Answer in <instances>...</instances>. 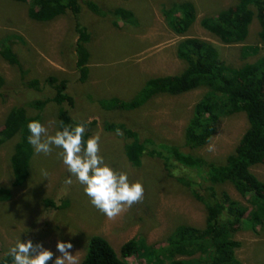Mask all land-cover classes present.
Masks as SVG:
<instances>
[{
	"label": "rangeland",
	"instance_id": "1",
	"mask_svg": "<svg viewBox=\"0 0 264 264\" xmlns=\"http://www.w3.org/2000/svg\"><path fill=\"white\" fill-rule=\"evenodd\" d=\"M92 2L103 12L121 8L133 14L123 23L118 18L96 16L84 5ZM190 2L196 10V22L184 36L168 28L162 14L174 4ZM237 0H79L78 22L88 30L90 41L85 83H79L75 46L78 36L75 21L67 15L40 24L28 19V6L0 0V45L11 46L21 70L0 58V129L8 112L25 106L28 116L35 112L27 105L44 101L54 92L45 85L49 77L65 81L66 93L73 100L69 111L76 130L88 134L89 155H82L58 133L60 107L49 103L41 112V121L31 135L33 157L30 175L18 189L11 188L9 159L15 140L0 147V189H10L11 199L0 203V259L14 253L18 264H79L86 254L88 241L105 239L118 258L120 249L134 240L139 248L126 264H150L151 255L144 248H164L178 226L203 228L206 212L176 178L192 181L196 193L206 198L202 179L193 171L172 163L170 177L162 161L143 158L140 168H131L123 154L125 139L103 131L104 123L122 125L138 134L141 142L150 139L158 145H173L183 153L206 163L222 165L238 145L247 129L243 115L222 119L216 132L201 149L184 147V130L194 105L205 90L178 97L159 95L134 111L105 112L99 101L117 99L130 102L144 85L161 77H172L184 70L176 58L177 44L196 38L214 46L220 61L239 68L264 56L259 45V26L254 18L246 41L239 46H225L199 27V22L232 8ZM113 24L117 26L114 28ZM258 46L260 53L243 60L240 49ZM39 83V90L27 87ZM95 125H91L92 123ZM86 124H88L86 126ZM85 125V126H84ZM250 172L264 182V166ZM245 205L229 185L215 188ZM50 200L55 208L46 207ZM235 252L241 264H264V230L259 234L240 232Z\"/></svg>",
	"mask_w": 264,
	"mask_h": 264
},
{
	"label": "trees",
	"instance_id": "2",
	"mask_svg": "<svg viewBox=\"0 0 264 264\" xmlns=\"http://www.w3.org/2000/svg\"><path fill=\"white\" fill-rule=\"evenodd\" d=\"M28 6L29 20L45 24L60 17L70 15L75 21L76 68L79 83L87 80L86 69L89 53L85 45L89 43L88 30L78 22L79 0H9ZM87 9L96 16L118 18L126 24L133 20V14L121 8L106 13L92 2H85ZM162 14L168 28L176 36H184L196 22V10L190 2L174 4L164 9ZM259 26L257 38L264 48V0H237L232 8L219 12L216 16L206 17L199 27L225 46L242 45L249 33L253 19ZM117 25L113 24L115 28ZM118 28V26H117ZM258 46H244L240 49L243 60L256 57ZM0 58L19 71L20 64L11 46L0 45ZM176 58L184 64V70L172 77H161L147 82L138 95L130 102L117 99L99 101L105 112L134 111L145 106L156 96L178 97L196 90H205L201 100L193 107L192 116L184 130V147L189 151L203 148L216 132L222 119L243 115L247 129L233 153L222 165L206 163L201 158L183 153L173 145H158L148 139L139 140L136 132L122 125L103 124V131L125 139L124 157L131 168H140L142 159L162 161L164 170L172 177V163L183 169L195 172L202 179L206 198L196 193L192 181L176 178V182L189 190L192 198L201 204L206 212L203 228L182 225L174 229L166 245L161 249H143L142 255L150 254V264H241L235 252L241 244L235 241L240 232L256 235L264 230V182H259L250 172L255 166H264V56L253 63H245L239 68L231 67L220 61L214 46L196 38H186L176 46ZM53 92V97L44 101H31L27 107L35 112L27 115L25 106L11 109L0 129V147L15 140L9 159L11 188H21L30 175V161L33 157L31 135L34 127L41 121V112L49 104L60 107L57 113L58 133L71 144L81 149L82 155H89L88 134L76 130L69 111L63 106L73 107V100L66 93V82L49 77L45 80ZM27 87L39 90V83L31 81ZM92 123L91 125H95ZM88 124H86L87 126ZM85 126V125H84ZM229 185L245 202V205L232 200L225 192L215 188ZM10 189H0V203L11 199ZM46 207L55 208L50 201ZM139 248L134 240L124 244L117 257L108 242L102 237H92L88 241L86 254L79 264H126L124 259L138 254ZM19 254L14 253L0 259V264H18ZM147 264V263H146Z\"/></svg>",
	"mask_w": 264,
	"mask_h": 264
}]
</instances>
